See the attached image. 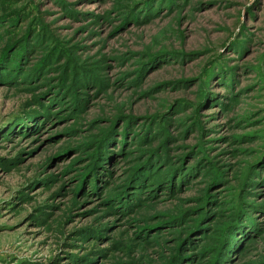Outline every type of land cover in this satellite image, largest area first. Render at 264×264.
Wrapping results in <instances>:
<instances>
[{
  "label": "rangeland",
  "instance_id": "374dc122",
  "mask_svg": "<svg viewBox=\"0 0 264 264\" xmlns=\"http://www.w3.org/2000/svg\"><path fill=\"white\" fill-rule=\"evenodd\" d=\"M1 51L0 264H264V0H0Z\"/></svg>",
  "mask_w": 264,
  "mask_h": 264
},
{
  "label": "trees",
  "instance_id": "16d2710c",
  "mask_svg": "<svg viewBox=\"0 0 264 264\" xmlns=\"http://www.w3.org/2000/svg\"><path fill=\"white\" fill-rule=\"evenodd\" d=\"M19 45H20V43H19ZM1 53H2V51L0 52V80L1 79H8V80H11V77H13L12 75H11V73L13 72L12 70L15 68V66H17V65H15V62H14V56H11V58L8 56V55H1ZM46 59V58H45ZM37 65V64H36ZM36 69V68H35ZM3 71V73H6V74H1V72ZM21 77V76H20ZM26 77V76H25ZM22 78H24V77H22ZM41 111H45V110H43V109H41ZM46 113V112H45ZM108 141H110V143H111V140H108ZM108 141H106L105 142V144H102L103 146H102V148L103 149H106L107 148V146L109 145V142ZM107 157V158H106ZM108 157H110V155L109 154H105V158L106 159H104V160H102V162H104L105 160H107L108 159ZM150 168L149 169H144L143 170V172L144 173H151L152 171H150ZM142 172V173H143ZM136 175H137V173H136ZM134 176H135V174H134ZM144 176H145V174L143 175V174H139L137 177H139L138 178V180L137 181H134V183L132 184L133 186L135 185H137L136 187L137 188H139L142 184H143V179H144ZM125 194V193H124ZM235 227H237L238 228V226H235ZM228 230V229H227ZM230 231V230H229ZM232 232L230 231L229 232V235H232L231 234ZM229 238V236L227 237V239Z\"/></svg>",
  "mask_w": 264,
  "mask_h": 264
}]
</instances>
